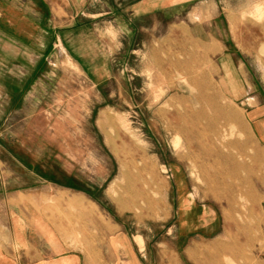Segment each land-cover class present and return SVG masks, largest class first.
<instances>
[{
  "label": "rangeland",
  "instance_id": "rangeland-1",
  "mask_svg": "<svg viewBox=\"0 0 264 264\" xmlns=\"http://www.w3.org/2000/svg\"><path fill=\"white\" fill-rule=\"evenodd\" d=\"M106 1H82L81 60L51 58L36 100L0 117V199L18 194L57 249L96 264H254L264 256V0H193L133 28L111 0L110 18L85 24ZM221 43L245 63L229 73L242 85L225 91ZM247 88L257 103L239 100Z\"/></svg>",
  "mask_w": 264,
  "mask_h": 264
},
{
  "label": "crops",
  "instance_id": "crops-1",
  "mask_svg": "<svg viewBox=\"0 0 264 264\" xmlns=\"http://www.w3.org/2000/svg\"><path fill=\"white\" fill-rule=\"evenodd\" d=\"M82 1L0 0V117L14 114L22 102L36 100L39 86L47 82L42 76L44 64L49 67L51 58L65 57L68 52L81 60L77 48H83ZM192 1L121 0L120 3L125 9L127 27L133 28L130 21L134 18L140 21L147 15L155 21L160 19L163 9L173 10L176 14L178 8H184ZM105 3L104 12L89 10L85 24L88 22L91 26L102 13L110 18L114 2ZM202 3L215 2L203 0ZM220 46L222 51L217 58L219 86L225 91L228 82L236 85L241 81L242 85L243 80L236 76L230 79L229 73H241L245 63L236 60V50L226 48L224 43ZM248 91L249 95L242 93L239 100L257 103V94L250 93L251 88H247ZM260 127L255 128L259 134L264 132ZM1 193L0 187V196ZM17 198L15 193L7 202L0 199V264H96L79 250L57 249L44 221L35 214L33 207L20 203ZM254 264H264V256Z\"/></svg>",
  "mask_w": 264,
  "mask_h": 264
}]
</instances>
